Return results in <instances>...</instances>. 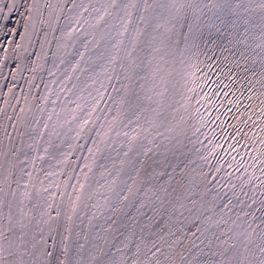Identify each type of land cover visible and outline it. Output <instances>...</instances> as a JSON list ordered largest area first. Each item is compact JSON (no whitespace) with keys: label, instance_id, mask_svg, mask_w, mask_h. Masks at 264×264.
Segmentation results:
<instances>
[{"label":"snow or ice","instance_id":"1","mask_svg":"<svg viewBox=\"0 0 264 264\" xmlns=\"http://www.w3.org/2000/svg\"><path fill=\"white\" fill-rule=\"evenodd\" d=\"M0 264H264V0H0Z\"/></svg>","mask_w":264,"mask_h":264}]
</instances>
